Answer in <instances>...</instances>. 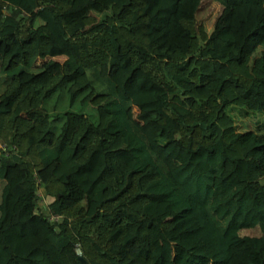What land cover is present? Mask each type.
<instances>
[{
  "label": "trees",
  "instance_id": "trees-1",
  "mask_svg": "<svg viewBox=\"0 0 264 264\" xmlns=\"http://www.w3.org/2000/svg\"><path fill=\"white\" fill-rule=\"evenodd\" d=\"M215 1L0 0V264H264V0Z\"/></svg>",
  "mask_w": 264,
  "mask_h": 264
},
{
  "label": "rangeland",
  "instance_id": "rangeland-1",
  "mask_svg": "<svg viewBox=\"0 0 264 264\" xmlns=\"http://www.w3.org/2000/svg\"><path fill=\"white\" fill-rule=\"evenodd\" d=\"M221 5L215 1V0H199V3L197 5V8L194 12V23L195 26H201L202 29L208 33L212 26L213 23L216 19V16L220 12ZM64 55L63 54H57V55H50V56H44L42 58L38 57L36 60L33 62V66H40L44 65L46 67H50L51 69H55L60 62L63 60ZM59 95V103L57 108H62L64 105H66V98L64 93H60ZM53 98H50L47 102L46 105L48 108H51V102ZM133 110L131 113V118L132 120L140 127L142 124L143 120L147 122L148 126V132L146 131L147 138L150 142V144L155 148V150L158 152L159 150L164 151L166 156H161V154L158 152V154L163 158V160L166 162L168 166H171L172 164L175 163L176 159L171 158L170 153H174L173 151L174 148L172 147L174 141H169L161 138L158 135V127L156 123L152 120L149 119L147 112H144L137 108V106H132ZM233 119H234V124L236 129L242 130L246 128H251V129H261L263 126L261 125L263 119H258L256 115L251 116V119H249V116H245L244 114H238L237 112L233 111ZM260 124V125H259ZM143 130V129H142ZM144 131V130H143ZM145 132V131H144ZM0 146L3 147V143L0 142ZM15 169L12 167L7 168V173H10L11 176V182L14 183L16 178H15ZM48 172V167H45L41 169L37 175V181H40L43 176H45ZM36 191L38 192L39 195H41V200L39 203L42 202V189L37 183V189ZM240 234L242 235H252V234H258V230L255 227H246V228H241L240 229Z\"/></svg>",
  "mask_w": 264,
  "mask_h": 264
},
{
  "label": "water",
  "instance_id": "water-1",
  "mask_svg": "<svg viewBox=\"0 0 264 264\" xmlns=\"http://www.w3.org/2000/svg\"><path fill=\"white\" fill-rule=\"evenodd\" d=\"M45 199H46V201H50V200L53 199V195L45 194ZM79 259L81 261H84V258L82 256H80V255H79Z\"/></svg>",
  "mask_w": 264,
  "mask_h": 264
},
{
  "label": "built area",
  "instance_id": "built-area-1",
  "mask_svg": "<svg viewBox=\"0 0 264 264\" xmlns=\"http://www.w3.org/2000/svg\"><path fill=\"white\" fill-rule=\"evenodd\" d=\"M49 217H50V218H57V215H54V216L50 215ZM75 250H76V252H77L78 254L80 253V250H79L78 246H76Z\"/></svg>",
  "mask_w": 264,
  "mask_h": 264
},
{
  "label": "crops",
  "instance_id": "crops-1",
  "mask_svg": "<svg viewBox=\"0 0 264 264\" xmlns=\"http://www.w3.org/2000/svg\"><path fill=\"white\" fill-rule=\"evenodd\" d=\"M132 107V106H131Z\"/></svg>",
  "mask_w": 264,
  "mask_h": 264
}]
</instances>
